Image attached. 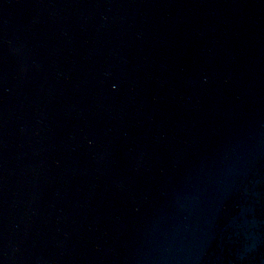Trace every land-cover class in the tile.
Returning <instances> with one entry per match:
<instances>
[{
    "label": "water",
    "instance_id": "obj_1",
    "mask_svg": "<svg viewBox=\"0 0 264 264\" xmlns=\"http://www.w3.org/2000/svg\"><path fill=\"white\" fill-rule=\"evenodd\" d=\"M0 264H264V0H0Z\"/></svg>",
    "mask_w": 264,
    "mask_h": 264
}]
</instances>
